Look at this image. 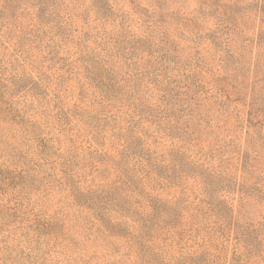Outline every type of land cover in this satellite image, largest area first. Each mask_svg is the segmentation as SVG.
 I'll return each mask as SVG.
<instances>
[{"label":"rangeland","instance_id":"rangeland-1","mask_svg":"<svg viewBox=\"0 0 264 264\" xmlns=\"http://www.w3.org/2000/svg\"><path fill=\"white\" fill-rule=\"evenodd\" d=\"M0 264H264V0H0Z\"/></svg>","mask_w":264,"mask_h":264}]
</instances>
